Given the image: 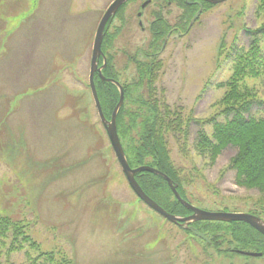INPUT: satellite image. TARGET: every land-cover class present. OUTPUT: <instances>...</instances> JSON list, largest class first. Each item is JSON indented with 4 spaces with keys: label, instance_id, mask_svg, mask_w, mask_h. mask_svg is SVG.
<instances>
[{
    "label": "rangeland",
    "instance_id": "1",
    "mask_svg": "<svg viewBox=\"0 0 264 264\" xmlns=\"http://www.w3.org/2000/svg\"><path fill=\"white\" fill-rule=\"evenodd\" d=\"M112 1L0 0V213L22 219L40 246L19 239L22 250L10 252L9 232L0 237V264H31L40 251L64 254L71 264H264V256L239 253L257 248L226 253L233 246L211 243L212 231L224 224L197 223L210 239L204 240L131 189L89 85L95 32ZM140 1L121 10L109 29L120 34L105 46L113 74L129 87L126 109L150 100L158 102L155 121L172 118L166 107L180 116V127L162 131L193 205L264 218V193L237 182L231 163L237 147L213 157L198 145L214 118L225 117L219 110L227 88L219 85L234 73L238 53L251 47L246 30L262 24L258 0L206 4L190 31L171 35L156 61L147 58L157 49L148 13L158 11L159 2L146 8L142 30ZM183 9L179 0H165L161 13L170 27H179ZM144 63L158 70L145 73ZM244 83L249 95L264 100V74ZM251 115L264 117V104L256 101Z\"/></svg>",
    "mask_w": 264,
    "mask_h": 264
},
{
    "label": "trees",
    "instance_id": "2",
    "mask_svg": "<svg viewBox=\"0 0 264 264\" xmlns=\"http://www.w3.org/2000/svg\"><path fill=\"white\" fill-rule=\"evenodd\" d=\"M179 1L184 8L183 13L180 15V22L183 23L179 26L180 29H183V24L186 21L185 18H188L185 23L188 26L199 6L195 3H187L186 0ZM257 2L256 12L260 16L262 24L256 30H246L251 36V47L247 51L243 50L238 53L234 65V73L227 82L219 85L227 88L219 110L225 117L223 120L214 118L215 120L212 121V132L210 134L201 132L198 145L203 151L210 152L213 157H216L230 145L237 147V152L231 159V163L237 171L238 184L259 189L264 193V117L257 118L251 115L256 101L260 106H263L264 100H259L251 96V94L249 95L245 88L247 85L244 83L248 77L258 78L264 74V0H258ZM206 4L213 5L211 2L204 1L203 12L206 10ZM157 13H159L160 17L151 22L149 30L151 43H155V46L158 48L172 26L170 27L168 19L162 13ZM118 34H120V29L111 35L108 33L105 36L104 44L107 43L108 47L109 44L112 45L114 38ZM147 54V57H150L148 52ZM112 58L113 56L108 52V64L110 68ZM142 66H144L143 71L145 73L151 70H153L152 73H155L158 70V65L153 66L152 63H144ZM152 67L155 68L152 69ZM110 76L117 78L113 73ZM147 81V85L151 86L152 79L149 80L147 78ZM96 86L103 112L107 118H111V114L120 97L119 89L115 84L102 81L101 79H97ZM123 87L125 90V103L118 113L117 127L130 165L136 167L149 164L165 172L178 183L179 192L187 199L179 177L180 172L170 158L162 131L163 129L171 130L180 127V123L178 122L180 116H177L169 107H166L165 113L170 116L173 115L172 118L166 120V116L162 119V123L158 122L159 119L156 115L159 113L158 102L152 103L150 100H144L142 101V105L136 104V107H131L127 110L126 100L128 94H130L129 87L127 85H123ZM155 118L158 121H155ZM137 129L138 132L136 134L138 136H135L133 133ZM136 177L144 191L169 212L180 216H187L192 213V210L184 206L175 197L163 176L151 172H139ZM199 222L201 221L192 224L197 227L196 224ZM218 223L224 224V228L221 225L222 229L212 231L213 237L211 243L215 246L227 244L228 246L244 249L250 246L257 248L258 252H262L261 250L264 249V235L248 223L243 221H218ZM26 228L27 225L22 219H13L0 213V237L8 235L9 232L13 236V240L9 246L10 252L22 250L23 244L18 242L19 239L25 244L31 242L34 247L37 246L40 249L39 243L33 239ZM184 230L191 232L188 229ZM262 253L264 256V252ZM42 257H45L44 261H41ZM71 263V258L59 252L40 251L38 256L32 257L31 264Z\"/></svg>",
    "mask_w": 264,
    "mask_h": 264
},
{
    "label": "water",
    "instance_id": "3",
    "mask_svg": "<svg viewBox=\"0 0 264 264\" xmlns=\"http://www.w3.org/2000/svg\"><path fill=\"white\" fill-rule=\"evenodd\" d=\"M129 0H114L107 10L105 11L103 17L101 18L99 25L97 27V31L95 34V39L93 43V55H92V63H91V71H90V86L92 90V95L94 98V102L96 105V108L98 110V114L100 116V119L107 131L108 137L110 139V142L112 144V147L114 149V152L116 154V157L120 163V166L124 172V174L127 177V180L131 186V188L134 190V192L137 194V196L144 201L149 207L154 209L156 212L167 218L168 220L188 228L191 230L194 234L197 236L203 238V239H208L207 233L206 232H201L198 230L196 227L192 225V223L197 222V221H202V220H212V221H224V222H231V221H243L251 226H253L256 230H258L260 233L264 235V219L261 217L249 213V212H228V211H209V210H204L201 209L186 199H184L181 195V193L178 190V183H176L169 175H167L165 172L159 170L156 167L150 166V165H141L138 167H132L129 163V160L127 158L126 152L124 150V147L122 145L121 139L119 137L118 133V127H117V116L124 104L125 100V91L121 83L114 79V78H107L101 73V79L104 81L112 82L116 86H118L119 91H120V97L119 100L112 112L111 118L108 119L102 108V104L98 95V91L96 88L95 84V71L98 69V58L100 56L104 57V64L103 67L107 65V59L106 56L103 52L102 49V43L104 40V35H105V28L110 19L117 13L118 9L128 2ZM212 2L214 4L221 3L225 0H205ZM149 1L145 2L143 4V7H145ZM200 9L199 11L195 14L193 19L191 20L190 26L195 22V20L198 18L202 11V3L200 2ZM140 24L142 25V22L140 21ZM172 31H170L166 37L165 43L170 37ZM101 70V69H100ZM139 172H151L157 175L163 176L166 181L168 182V185L170 186L171 190L173 191L175 197L187 208L192 210V213L188 216H179L176 214H173L166 210L163 206H161L156 200H154L151 196H149L140 183L138 182L136 178V174ZM252 256H259L261 253H255V252H250L249 253Z\"/></svg>",
    "mask_w": 264,
    "mask_h": 264
},
{
    "label": "flooded vegetation",
    "instance_id": "4",
    "mask_svg": "<svg viewBox=\"0 0 264 264\" xmlns=\"http://www.w3.org/2000/svg\"><path fill=\"white\" fill-rule=\"evenodd\" d=\"M132 1L135 2V1H140V0H129L128 3L132 2ZM145 1H150V2H149V5H150V4H152L155 0H141V1H140L139 10L137 11V16L139 17V18H138V24H139V26H140V20H141V21L143 20V17L146 15V14H145V10H146V8L149 6V5H147L146 7H142V5H143V3H144ZM167 1H168L169 3H171L172 0H167ZM199 1H200V0H192V2L195 3V4H197V5H198V2H199ZM158 2H159V8H158V11L151 10V11L148 13V15L152 17V19L150 20L151 22H153L155 19H157L158 17H160V15H158L159 13H157V12H160V13H161V9H163V8L165 7V0H158ZM124 6H125V5H124ZM161 7H163V8H161ZM122 8H123V7H122ZM122 8H121V9L118 11V13H116V15L110 20V22H109V24H108V28L106 29V35H108V33H109V29L111 28V26L114 25L115 20L118 18V16H119L121 10L123 11ZM124 9H125V8H124ZM123 21H125V20L123 19ZM151 22L149 23V29H150ZM140 27H141L142 30H144V29L142 28V26H140ZM173 28L176 29V30H174L173 32H177V33H178V30H177L178 27H173ZM149 31H150V30H149ZM109 34H110V33H109ZM164 42H165V39H164V41L162 42V44L160 45L159 48H157L155 51L149 53L150 57H147V58H149L150 61H156L157 58L160 57L161 54H163V52L166 50L169 41H167V43H165V44H164ZM105 46H107V43H106V45L103 43V51H104V53L106 54V56H107V58H108V51H106ZM103 64H104V58L101 56V57L98 59V69L95 71V79H96V78H97V79H101V78H100L101 73L104 74V75L107 76V77H111L110 74H112L113 72H112V69L109 67V64H107L105 67H103ZM100 69H101V70H100ZM97 79H96V81H97ZM234 252H236V251H235V250H232V253H234Z\"/></svg>",
    "mask_w": 264,
    "mask_h": 264
}]
</instances>
